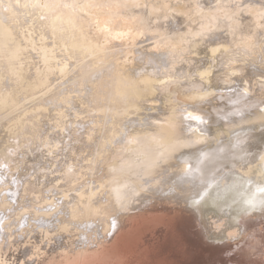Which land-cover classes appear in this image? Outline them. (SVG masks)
I'll return each instance as SVG.
<instances>
[{
  "label": "bare ground",
  "instance_id": "bare-ground-1",
  "mask_svg": "<svg viewBox=\"0 0 264 264\" xmlns=\"http://www.w3.org/2000/svg\"><path fill=\"white\" fill-rule=\"evenodd\" d=\"M154 199L263 215L264 0H0V264L122 258Z\"/></svg>",
  "mask_w": 264,
  "mask_h": 264
},
{
  "label": "rangeland",
  "instance_id": "rangeland-1",
  "mask_svg": "<svg viewBox=\"0 0 264 264\" xmlns=\"http://www.w3.org/2000/svg\"><path fill=\"white\" fill-rule=\"evenodd\" d=\"M192 92L174 84L169 94L190 104L200 103L202 99ZM12 168H16V165L13 164ZM202 202L203 199L198 200L199 204ZM152 208L155 210L150 215L135 223L129 238L130 251L123 259L115 255L120 249V241H115L107 246L102 245L98 251L92 247L94 250L83 264H113L114 261L118 264H264V212L263 215L262 211L252 212L239 221V225L227 226V218L223 213L219 216L212 212L211 218L204 223L198 218L194 219L190 212L173 208L172 203L166 202V199L162 202L154 199L146 209ZM136 210L134 208L129 212L132 214ZM241 224L253 226L243 231L239 228ZM108 238L111 239L110 235Z\"/></svg>",
  "mask_w": 264,
  "mask_h": 264
}]
</instances>
